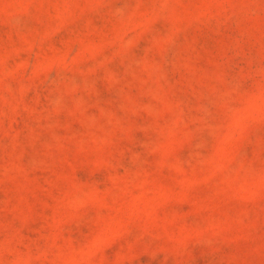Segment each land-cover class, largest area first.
Returning a JSON list of instances; mask_svg holds the SVG:
<instances>
[{
  "label": "rangeland",
  "instance_id": "rangeland-1",
  "mask_svg": "<svg viewBox=\"0 0 264 264\" xmlns=\"http://www.w3.org/2000/svg\"><path fill=\"white\" fill-rule=\"evenodd\" d=\"M0 264H264V0H0Z\"/></svg>",
  "mask_w": 264,
  "mask_h": 264
}]
</instances>
